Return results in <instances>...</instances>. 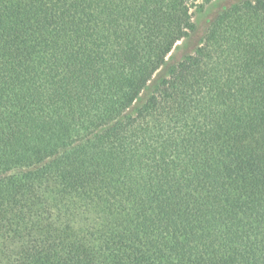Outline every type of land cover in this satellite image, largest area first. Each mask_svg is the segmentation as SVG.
Listing matches in <instances>:
<instances>
[{"label":"trees","instance_id":"trees-1","mask_svg":"<svg viewBox=\"0 0 264 264\" xmlns=\"http://www.w3.org/2000/svg\"><path fill=\"white\" fill-rule=\"evenodd\" d=\"M209 0H0V264H264V0L170 63Z\"/></svg>","mask_w":264,"mask_h":264},{"label":"rangeland","instance_id":"rangeland-1","mask_svg":"<svg viewBox=\"0 0 264 264\" xmlns=\"http://www.w3.org/2000/svg\"><path fill=\"white\" fill-rule=\"evenodd\" d=\"M236 1L238 0H209L206 3H202L199 7L192 8L194 29L186 37L179 40L171 50V52L167 55L165 65L155 74L144 92L140 94L131 109L132 111L141 106V104L143 103V98L149 93L154 83L165 74L167 65L177 62L182 57L192 52L196 45H198L202 41L207 26L213 19V17L221 9Z\"/></svg>","mask_w":264,"mask_h":264}]
</instances>
